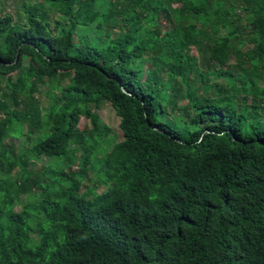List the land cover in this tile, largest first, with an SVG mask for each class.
I'll return each mask as SVG.
<instances>
[{"label": "trees", "instance_id": "obj_1", "mask_svg": "<svg viewBox=\"0 0 264 264\" xmlns=\"http://www.w3.org/2000/svg\"><path fill=\"white\" fill-rule=\"evenodd\" d=\"M19 3L0 16V264H264V0Z\"/></svg>", "mask_w": 264, "mask_h": 264}, {"label": "rangeland", "instance_id": "obj_2", "mask_svg": "<svg viewBox=\"0 0 264 264\" xmlns=\"http://www.w3.org/2000/svg\"><path fill=\"white\" fill-rule=\"evenodd\" d=\"M30 2H35L36 0H28ZM20 0L16 1V0H10V1H7V0H0V16L2 15H11L13 16V18L15 19L16 22H23L25 19H24V15L23 13L20 11ZM182 6H185L184 3L182 4H174L173 7L174 9L179 13L182 9ZM50 20L52 22V25H54V23L56 21H59L61 20L62 22H65V19L62 17V16H59L58 14H54L52 13L50 15ZM167 26L164 24V29H166ZM194 53L197 54V56L199 57L200 61L202 60V56L201 55H198V50L195 48L194 50ZM230 64H236V60H233L231 61ZM149 64L147 63V65H145L142 69H141V77L142 79H146V75L147 74V71H149ZM235 71V70H234ZM143 73V74H142ZM206 76H210V73H205ZM67 83V82H66ZM202 81L199 83L198 85V88H200V91L202 93L203 96H206V95H211L212 93L215 92L214 90V87L212 86H208L207 89L203 90L202 88ZM41 96H43L41 98V101H42V105L45 107V106H48L49 107V104H51L52 102L55 103V101L58 100V93L57 92H54V94H52L51 96L49 95L50 94V91L48 88H43L41 90ZM216 93V92H215ZM243 95H239V98L242 99ZM242 102V101H240ZM179 104L181 106H186L187 105V101L184 99V98H181L180 101H179ZM252 104V100L249 101V105ZM98 113L99 115L102 117L103 121L109 125L111 128H112V137L114 139V143L118 145V147H122L121 146V143H122V140H123V136H122V130L120 128V125H121V118L118 116L117 112L115 111V109L113 108V106L110 104V103H106L102 106L101 109L98 110ZM86 124H90V121L86 118H83L82 121H81V125L85 126ZM25 139H21L20 141H17V142H20V144L24 143ZM97 157L98 158H101L102 155L101 154H97ZM42 165L39 164L36 166V169L38 168H41ZM75 171H77V169L75 168ZM18 172H16L17 174ZM88 184L85 182V187L83 188V191L86 190ZM104 188H102L100 190V192L103 190ZM20 205H17L16 207V210H19L20 209Z\"/></svg>", "mask_w": 264, "mask_h": 264}]
</instances>
